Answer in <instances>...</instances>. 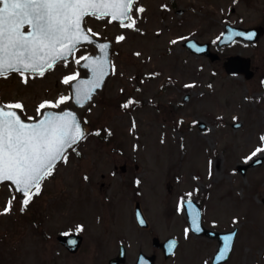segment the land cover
<instances>
[{"label": "rangeland", "instance_id": "374dc122", "mask_svg": "<svg viewBox=\"0 0 264 264\" xmlns=\"http://www.w3.org/2000/svg\"><path fill=\"white\" fill-rule=\"evenodd\" d=\"M139 3L145 10L133 12L136 29L122 28L107 18H86V24L101 33L98 38L113 42L111 62L116 70L84 113L89 132L68 152V163L58 164L24 211L17 197L15 210L0 214V264H107L119 244L126 250L120 264H134L139 252L154 253L155 264L205 260L211 264L218 243L190 232L185 236L184 213L172 210L175 198L166 199L170 184L183 195L193 186L197 192H207L204 218L222 220V230L235 225L233 216L240 217L234 248L224 264H264V155L245 159L264 143L259 139L264 133V33L253 44L238 40L216 45L226 23L260 24L264 0ZM157 28L162 31L157 33ZM121 32L126 38L116 41ZM177 36L184 39L170 43ZM187 37L210 42L222 58L211 62L191 54L183 46ZM84 52H93V47L77 48L67 65L56 64L44 77L29 75L27 85L18 73L0 77V101L22 99L27 114L34 115L41 99L69 94L61 78L79 70L75 56ZM234 54L251 59L250 78L223 70V57ZM129 98L133 103L122 106ZM197 121L204 123V131L197 128ZM236 123L239 126L234 127ZM97 128L99 134L93 131ZM258 156L263 158L259 166L244 174L237 170ZM137 179L143 189L161 186L159 198L138 199L148 229L136 225L134 199L124 187L137 184ZM100 184L111 186L99 193ZM13 195L7 183L1 184L0 206ZM117 195L120 198H112ZM79 224L84 225L78 232L83 242L76 253H69L56 236L77 232ZM153 236L178 239L174 254L164 259L161 250L151 245Z\"/></svg>", "mask_w": 264, "mask_h": 264}, {"label": "snow or ice", "instance_id": "6c2138e0", "mask_svg": "<svg viewBox=\"0 0 264 264\" xmlns=\"http://www.w3.org/2000/svg\"><path fill=\"white\" fill-rule=\"evenodd\" d=\"M160 7L168 6L161 4ZM144 10L145 6L139 0H0V77L15 72L27 85L29 75L44 77L58 60L67 65L77 48L85 44L95 45L100 50L99 54H77L75 63L80 65L83 62V68L89 70L90 75L82 76L77 70L62 76V82L70 89L69 94L41 99L34 115L27 114V105L22 99L0 101V183L7 182L15 193L4 206H0V214H11L17 197L21 201L20 211H24L34 195L41 192L45 179L54 174L60 162L68 163V152L88 135L77 112L72 110V102L84 105L92 100L95 90L102 86L110 72H115L116 66L107 54L110 41L97 40L101 33L88 26L86 18H107L110 22H118L122 28L136 29L137 18L133 12L143 13ZM156 31L159 33L162 29L157 28ZM241 35L252 36L255 33ZM125 38L123 32L115 36L116 41ZM182 39L177 36L170 43L175 44ZM191 83L195 84V81ZM132 103L133 99L129 98L122 106ZM132 127H136L134 120ZM93 131L99 134L101 129ZM108 131L110 134L111 130ZM259 139L264 141V133ZM257 153L264 155V143L255 147L250 157L245 159L255 157ZM136 183H140L139 179ZM188 197L187 205H191V193ZM183 208L184 198L181 197L177 210ZM190 215L191 227L199 231L198 212L192 211ZM232 219L234 224H239V216ZM215 223L217 221H213ZM83 227V224L77 225L76 231ZM188 233L189 229L185 228L186 237ZM234 235L236 233L230 232L225 236V243L216 259L228 254ZM169 244L168 250L172 251L173 242ZM203 264L210 262L205 260Z\"/></svg>", "mask_w": 264, "mask_h": 264}, {"label": "water", "instance_id": "95a60500", "mask_svg": "<svg viewBox=\"0 0 264 264\" xmlns=\"http://www.w3.org/2000/svg\"><path fill=\"white\" fill-rule=\"evenodd\" d=\"M241 33H255V35L247 36V35H241ZM262 33H263V28L262 27H253V28H249V29H243V28H240V27H232L230 25H226L225 29H224V31L222 33V36H221V38L218 41V44L219 45L229 44L230 42H232L235 39H241V40H245V41L255 42V41L258 40L260 35H262ZM227 37H231V39H227ZM97 40H99L100 42L110 41V40H100V39H97ZM85 45L93 46L95 48V52L93 54H99L100 50L95 45H92V44H85ZM184 45L192 53H195V54H198V55L207 56L211 61H214V60L218 59V55L216 53H213L212 51H210L209 44H207V43H200V42H198V41H196L194 39H189V40H187L185 42ZM111 50H112V41H110V46H109V49L107 50V54H108L109 59H110V55H111ZM59 61H61V60H58L57 62H59ZM79 68H80V70L82 72V74H81L82 76L90 75V71L85 69V68H83V62L79 65ZM222 68L228 74L241 73V74L244 75V77L246 79H248V78H250L252 76V71H250V59L242 57V56H239V55H234V56L227 57L226 60L222 64ZM109 74L104 78L102 86L98 87L95 90V92L93 93L92 100L86 101L84 105H76L74 103V101L72 102V110L77 112L78 117L81 119L83 126L87 130H88L87 125L82 120V114L89 107V105L100 95V93L102 91V88L104 86L105 80L109 76ZM235 126H238V124H236ZM198 127L200 129H203L204 128V124L199 122L198 123ZM261 162H262V158H257L256 160L252 161L249 164V166H256V165H259ZM246 167L247 166H241V167H239V170L243 173L245 171ZM0 184H2V183H0ZM262 202L264 204V199L262 200ZM198 216H199V214H198ZM135 217H136V221H137V223L139 225L144 224V223H140V221L141 220L144 221V219L142 217V214H141L140 209H139L138 206H136V209H135ZM199 224H200V220H199ZM190 225H191V219H190ZM192 230L196 234H207L209 236H216L217 238H219V240H221L219 249L217 250V252L213 256L212 264L222 263L228 258V255L230 253L231 247H230L229 252H228L227 255H225L221 259H216L215 258V256L219 254L220 248L223 247V244L225 243L224 238L228 234H222V233L221 234H214V233H211V232H208V231L204 230L201 225H200V230L199 231L195 230L194 228H192ZM58 240L69 251L74 252V251H76V249L80 245L81 237L79 235H74V234H62V235L58 236ZM71 241H75V243L73 244V243H71ZM170 241L173 242V244L171 245L172 251L168 250L169 247H170V244H169ZM231 243H232V238H231ZM152 244L155 247L162 248V251H163V254H164V258H168L174 252V250H175V248L177 246V241L174 238H168L164 242L160 243L157 238H153L152 239ZM123 260H124V249H123V247H121L118 256L113 258V259H111L109 264H119ZM154 260H155V255L147 256V255H144L143 253H140L138 255V258H137L135 264H154Z\"/></svg>", "mask_w": 264, "mask_h": 264}, {"label": "flooded vegetation", "instance_id": "af4514ba", "mask_svg": "<svg viewBox=\"0 0 264 264\" xmlns=\"http://www.w3.org/2000/svg\"><path fill=\"white\" fill-rule=\"evenodd\" d=\"M263 16H264V14H263ZM263 16L261 18V23L258 24V25L264 26V24L262 23V22H264V17ZM110 186H111V184H100L99 193H102V190L104 189V187L110 188ZM124 187L128 191H130V193H131L130 197L134 199V204L135 205L136 204H140V201L138 199L142 200L144 198H147L148 196L149 197H153L154 199H157V198L160 197V194H161V190H160L161 186L160 185L159 186L152 185L150 187H146L145 186L146 188H144V189L142 187V184H131V186H129L127 184ZM165 190H167L168 193H169L167 195L166 199H168V196H172V199L175 198V204H174V206H172V210H174L175 212L182 211L184 213V215L186 216V212L185 211H187L188 214L190 215V213L192 211H196V209H197L196 205H197L199 207V209H200L201 224L207 231H212V232H217V233L227 232V231H231L234 227L237 226L235 224L234 226H232V228L230 230H222L220 228L221 224L224 223L222 220H217V223H215V224H213V221H216V220H209V222L207 220H205L204 212H205L206 204H205L204 200H205V198L208 197V195L206 194L207 192H205V194H204V192H201V191L197 192V189L193 186L190 190H188L186 195H183L182 193L181 194L179 193L178 187L177 186L174 187L172 184H170L169 187H166ZM188 193H191L190 199L193 202L191 205H187V202H186L189 199ZM210 193H211V191H210ZM210 193H209V195H210ZM181 197L184 198V208L182 210L178 211L177 210V206H178V203H180ZM112 198H120V196L117 195V196H113ZM185 219H186V217H185ZM187 228H189L188 227V223H187ZM146 229H148V228H146ZM236 236H237V234L235 235L234 244H235V241H236ZM194 237H201V238H205V239H208V240H216V242H217L216 238H209V237H206V236H194ZM119 246H120V244H119ZM119 246H118V248H119ZM109 260H108V262H109Z\"/></svg>", "mask_w": 264, "mask_h": 264}]
</instances>
